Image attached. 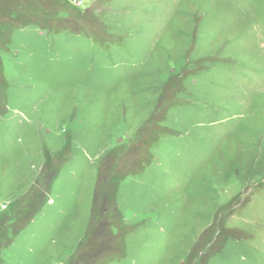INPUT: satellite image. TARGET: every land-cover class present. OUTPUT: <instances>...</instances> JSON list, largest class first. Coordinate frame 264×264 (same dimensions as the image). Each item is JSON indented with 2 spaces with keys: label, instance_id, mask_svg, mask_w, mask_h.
I'll return each mask as SVG.
<instances>
[{
  "label": "rangeland",
  "instance_id": "374dc122",
  "mask_svg": "<svg viewBox=\"0 0 264 264\" xmlns=\"http://www.w3.org/2000/svg\"><path fill=\"white\" fill-rule=\"evenodd\" d=\"M0 264H264V0H0Z\"/></svg>",
  "mask_w": 264,
  "mask_h": 264
},
{
  "label": "trees",
  "instance_id": "16d2710c",
  "mask_svg": "<svg viewBox=\"0 0 264 264\" xmlns=\"http://www.w3.org/2000/svg\"><path fill=\"white\" fill-rule=\"evenodd\" d=\"M102 220V219H101Z\"/></svg>",
  "mask_w": 264,
  "mask_h": 264
}]
</instances>
